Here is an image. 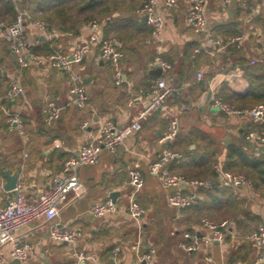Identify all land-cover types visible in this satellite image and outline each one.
<instances>
[{
    "label": "crops",
    "instance_id": "0c3cea01",
    "mask_svg": "<svg viewBox=\"0 0 264 264\" xmlns=\"http://www.w3.org/2000/svg\"><path fill=\"white\" fill-rule=\"evenodd\" d=\"M13 1L17 9H27L32 15L24 23L23 34L31 50L46 54L83 48L84 56L69 70L35 63L20 69L8 38L0 30V205L15 194V189L4 187V168L11 173L19 170L17 186L27 196L36 195L61 173L66 158L94 139L104 121L123 125L134 120L151 99L153 80L164 77L174 88L163 106L148 113L141 128L129 134L116 152L103 150L96 163L79 166L85 190L80 195L71 192L57 216L65 226L78 230L75 242L51 238L46 221L39 218L16 232L20 242L32 246L24 260L11 258V242L0 244L3 264H77L75 252L79 250L92 256L79 264H145L138 254L151 249L162 264H254L259 250L248 234L264 222V193L246 174L225 169L224 164L232 144L254 156L264 152V144L247 138L250 130L264 129V121L248 114L227 113L215 105L214 98L230 103L222 96L226 90L246 93L249 77L245 66L264 65V0H228L224 7L220 0H206L208 31L225 41L240 37L215 54L206 51L210 42L187 20L190 0H178L171 7L156 0L164 19L158 37L152 34L146 15L139 12L145 0H119L112 13L99 20L85 21L81 14L73 13L64 27L43 19L41 12L34 10L36 0ZM37 20L45 21L50 30H43ZM92 33L98 38L117 39L123 51L120 83L115 82V65L99 57V39L91 40ZM157 54L170 64L160 73L155 71ZM198 71L203 72L200 79ZM11 77L24 86L23 95L14 99L6 96ZM74 83L85 88L83 106L70 95ZM49 100L62 105V110L47 123L43 107ZM243 107L249 106L238 108ZM14 115L22 121L20 129L8 127V118ZM172 117L178 120V132L173 140L162 142L160 136ZM166 149L179 156L169 159L161 174L210 180L211 185L164 186L161 174H152L149 164ZM208 160L213 170L205 174L200 168ZM132 167L139 169L144 179L134 192L128 183ZM224 171L244 175L251 186L226 183ZM177 190L193 193L194 202L170 205L168 195ZM112 192H116L114 199ZM212 193L222 198V203H217ZM108 197L115 200V211L102 216L90 212L95 202ZM132 198L145 209L140 219L130 215ZM203 214L211 215L215 222L226 220L221 241L200 239L207 231L201 225ZM192 230L199 237L197 248L186 250L183 234Z\"/></svg>",
    "mask_w": 264,
    "mask_h": 264
},
{
    "label": "built area",
    "instance_id": "2783aa9c",
    "mask_svg": "<svg viewBox=\"0 0 264 264\" xmlns=\"http://www.w3.org/2000/svg\"><path fill=\"white\" fill-rule=\"evenodd\" d=\"M165 6H174L178 0H162ZM222 7L227 5L228 0H220ZM206 0H190V5L187 9V20L193 30L203 35L211 44L207 52L215 54L225 49L228 43H233L240 37L233 36L227 41L220 37H215L208 31V22L206 17ZM139 12L147 16V22L152 28V34L156 37L164 27V19L156 7V0H148ZM32 19L30 11L24 8H18L16 17L11 22L0 20V30L9 41L10 48L16 56L17 64L20 69L30 66L31 63L36 65H46L49 67L69 70L73 62L82 60L84 56L83 48H75L71 52L66 53L60 50H54L46 54H39L31 50L23 36L24 23L26 20ZM37 24L45 31L50 30L48 24L43 20H37ZM95 26V23L93 24ZM91 40L99 39V57L102 60L115 65V82L120 83L122 80L119 62L123 56V51L119 47L117 39L114 36H106L98 38L95 33L90 35ZM199 50V49H196ZM262 60L264 59L261 58ZM155 63L162 69L169 68L170 64L164 60L160 54L154 58ZM255 63V59L250 60ZM203 76L202 71L197 72V78ZM173 86L167 82L164 77L156 78L151 83L150 101L141 109L136 118L129 123L116 125L112 120L107 119L101 125L99 132L92 141L83 143L79 146L76 153L66 158L63 162L60 174L53 177L50 185L44 188L36 195L27 196L23 191L16 186L13 198L7 203L0 205V244L11 242L10 255L13 259L24 260L32 246L28 243H22L17 239L18 229L34 220L43 218L48 226L49 235L51 238L59 241L74 243L79 232L75 228H69L61 223L57 216L61 207L68 200L69 194L74 192L75 195H80L84 192V185L79 178L78 168L83 164H93L99 160L100 153L103 150L116 152L124 139L131 133L136 132L141 128V121L153 110L161 108L166 96L173 90ZM72 100L78 105L83 106L86 99L85 88L82 84H72L69 88ZM24 93V86L18 78L11 77L6 89V96L10 99L17 98ZM215 105L227 112L235 114H248L253 118L264 121V104L257 103L249 107L238 108L224 101L220 97L214 98ZM62 105L54 100H49L43 107L44 120L47 123L54 121L60 114ZM8 127L20 129L22 121L19 116L14 115L8 118ZM178 132V120L172 117L169 120L167 129L161 134L160 141L168 142L173 140ZM247 138L253 142L264 144V129H252L248 132ZM179 153L170 149H166L163 155L150 162L149 170L152 174L160 175L162 167L171 158L178 157ZM222 178L226 183L236 186L246 184L251 186V182L242 174H235L229 171L222 173ZM144 182L141 171L137 168L129 169L128 183L133 192L142 186ZM161 182L164 186L179 188L180 186H210L211 181L205 179H190L182 174L165 173L161 174ZM195 200L193 193H184L180 190L172 192L168 195V202L172 206H188ZM116 210V202L108 197L104 200L95 202L90 212L96 216H102L108 212ZM145 209L140 203L132 198L130 203V215L135 219H140L144 214ZM227 224L226 220L215 222L207 218H202L201 225L207 229L201 234L200 239L206 243L221 241L224 238L222 228ZM182 246L186 250L197 248L199 237L196 230L185 232ZM248 238L258 248L259 253L254 264L264 261V222L258 223L257 226L248 234ZM117 252V248L113 250ZM77 264L86 259H92L90 254L84 251H76ZM155 250L140 252L138 258L145 264H162L155 259ZM0 264L3 260L0 259ZM240 264V263H239Z\"/></svg>",
    "mask_w": 264,
    "mask_h": 264
},
{
    "label": "trees",
    "instance_id": "16d2710c",
    "mask_svg": "<svg viewBox=\"0 0 264 264\" xmlns=\"http://www.w3.org/2000/svg\"><path fill=\"white\" fill-rule=\"evenodd\" d=\"M118 2L119 0H36L34 10L41 12L42 18L47 22L64 27V22L68 21L73 13L81 14V19L85 21L99 20L104 15L112 13ZM16 14L17 8L13 0H0V20L11 22ZM245 69L249 77L248 91L244 94H236L226 90L222 93L223 98L237 107L264 104V65H246ZM210 161H205L201 165V172L205 174L212 172ZM224 168L244 172L255 188L264 193V152L254 156L240 145L232 144L228 147ZM217 190H219L218 187H216ZM211 197L217 203H222V198L215 193H212Z\"/></svg>",
    "mask_w": 264,
    "mask_h": 264
},
{
    "label": "water",
    "instance_id": "95a60500",
    "mask_svg": "<svg viewBox=\"0 0 264 264\" xmlns=\"http://www.w3.org/2000/svg\"><path fill=\"white\" fill-rule=\"evenodd\" d=\"M147 17V16H145ZM157 73H160L162 71V68L160 66L157 67V69L155 70ZM3 173L6 177V182H5V189L6 190H11L14 189L17 186V179L19 176L20 171L16 170L15 172L11 173L8 172L5 168L3 169ZM115 193L116 192H112L110 194V196L114 199L115 198ZM17 260V259H16ZM112 262H114V258L110 259ZM258 264H264V261L259 262Z\"/></svg>",
    "mask_w": 264,
    "mask_h": 264
},
{
    "label": "rangeland",
    "instance_id": "374dc122",
    "mask_svg": "<svg viewBox=\"0 0 264 264\" xmlns=\"http://www.w3.org/2000/svg\"><path fill=\"white\" fill-rule=\"evenodd\" d=\"M243 174H245L244 172H242ZM225 212L226 211H228V210H226V209H223ZM228 215H231V213H228V212H226ZM201 217L202 218H207V219H209V220H215V218H213L211 215H206V214H203V215H201ZM214 217H217V216H214ZM201 218V219H202Z\"/></svg>",
    "mask_w": 264,
    "mask_h": 264
}]
</instances>
